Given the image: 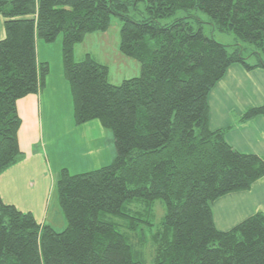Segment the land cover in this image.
Returning a JSON list of instances; mask_svg holds the SVG:
<instances>
[{
    "label": "trees",
    "instance_id": "1",
    "mask_svg": "<svg viewBox=\"0 0 264 264\" xmlns=\"http://www.w3.org/2000/svg\"><path fill=\"white\" fill-rule=\"evenodd\" d=\"M180 10L186 14L160 23ZM192 10L237 42L195 30ZM0 14V174L23 157L17 100L43 88L49 73L47 62L37 63L36 40L51 43L58 34L75 124L98 120L115 147L105 166L59 172L62 230L0 198V264H147L130 240L138 222L152 225L155 200L165 213L151 235L150 264H264V214L221 231L210 207L264 176V155L237 151L225 129L211 130L207 104L230 65L264 68V0H0ZM111 15L121 20L118 50L140 63V74L119 85L107 81L108 67L92 54L73 58L75 44L105 32ZM240 42L252 45L259 61L247 62ZM259 115L264 104L239 120ZM112 216L129 218L125 233Z\"/></svg>",
    "mask_w": 264,
    "mask_h": 264
},
{
    "label": "crops",
    "instance_id": "2",
    "mask_svg": "<svg viewBox=\"0 0 264 264\" xmlns=\"http://www.w3.org/2000/svg\"><path fill=\"white\" fill-rule=\"evenodd\" d=\"M4 33L0 14V39ZM36 60L47 62L49 73L43 88L17 100L23 157L0 174V198L30 212L37 223L62 230L66 222L55 190L59 172L65 168L74 174L109 164L115 156L114 137L96 119L75 124L71 90L63 74L61 37L54 43L36 40ZM207 104L211 130L225 129V141L237 151L264 155V116L239 120L248 108L264 104V68L230 65L210 90ZM210 207L214 226L221 231L256 213L264 214V176L246 190L224 194Z\"/></svg>",
    "mask_w": 264,
    "mask_h": 264
},
{
    "label": "rangeland",
    "instance_id": "3",
    "mask_svg": "<svg viewBox=\"0 0 264 264\" xmlns=\"http://www.w3.org/2000/svg\"><path fill=\"white\" fill-rule=\"evenodd\" d=\"M139 9L144 11V5L142 2L139 4ZM191 12L192 15L188 20L191 22L195 30H197L198 27H201L205 35L226 45H231L237 42L235 36L231 32L222 33L217 30L216 27L211 24V19L206 13L199 10H192ZM185 14V12L180 10L176 15L161 18L160 23L170 22L175 17L184 16ZM120 29V18L116 15H111L110 25L105 32L87 34L83 41L75 44L78 46H76L74 51L75 61H79L86 53L90 52L97 61L105 64L108 67L107 81L116 85L121 84L124 79L138 76L140 74V63L131 57L123 55L118 50ZM57 37H61V34H58ZM54 41L51 43H54ZM240 43L245 47L243 56L247 57V62L256 63L259 61L257 54L252 53L255 51L252 45L245 42ZM227 48L229 50L231 49V47ZM261 58L264 60V54L261 55ZM152 207L154 209V215L151 217L152 225L149 226L145 223L138 222V226L134 230L135 232L131 233L130 240L134 248L138 250L140 258H142L147 264H150L154 257V244L151 235L157 228H159L165 213L164 204L160 202V200H155ZM141 216L145 217V214H141ZM112 220L120 232L125 233L127 231L128 228L126 225L129 220L128 217L112 216Z\"/></svg>",
    "mask_w": 264,
    "mask_h": 264
}]
</instances>
